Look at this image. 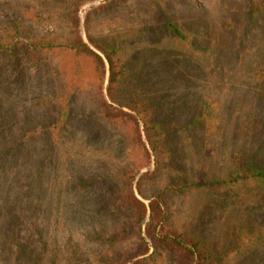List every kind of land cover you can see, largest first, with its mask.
Listing matches in <instances>:
<instances>
[{
    "label": "rangeland",
    "instance_id": "374dc122",
    "mask_svg": "<svg viewBox=\"0 0 264 264\" xmlns=\"http://www.w3.org/2000/svg\"><path fill=\"white\" fill-rule=\"evenodd\" d=\"M88 36L123 49L118 101ZM78 37L105 72L91 56L77 61ZM141 96L164 132L155 147L122 105ZM103 100L136 117L149 155L133 121L103 116ZM256 169L264 20L251 0H0V264H185L157 235L154 200L215 264H264V186H204ZM129 182L147 206L141 223Z\"/></svg>",
    "mask_w": 264,
    "mask_h": 264
},
{
    "label": "trees",
    "instance_id": "16d2710c",
    "mask_svg": "<svg viewBox=\"0 0 264 264\" xmlns=\"http://www.w3.org/2000/svg\"><path fill=\"white\" fill-rule=\"evenodd\" d=\"M79 3L75 5L70 15V26L79 34L80 18L78 16ZM251 9L253 13L258 14L264 20V1L251 0ZM168 31L175 37L186 39V33L178 27L175 23L169 22L167 25ZM89 41L98 49H100L106 56L110 64V82H109V95L113 101H118V86L120 85L121 77L123 75L122 65V47L118 44H105L100 39L93 36H88ZM73 51L77 61H80L82 57L91 56L95 59L98 67L102 72H105V62L102 56L85 43L80 37L69 45ZM136 105L122 104L123 106H129L135 110L137 114L141 116L145 123L146 135L153 147H155V140L153 136H157L160 140L164 135V132L158 122H155L153 117L155 115L154 108L147 98L141 96L137 97ZM103 116L110 121L119 119H129L134 122L137 129L136 139L142 145L146 153L149 155L145 144L142 141L139 131V123L136 117L123 109H116L111 104H108L106 100L101 103ZM239 181H253L264 186V169L256 170H243L235 175H232L226 180H210L205 183V187H223L230 183H236ZM126 195V201L132 206L137 205L140 208L138 215V221L141 223L145 215L147 214V206L144 202L139 200L132 189L131 182L128 183V190ZM151 220L156 222L160 226L161 231L160 239L163 238L165 243L172 248L173 251H181L184 256L185 264H215V257L210 251L207 244L199 237L186 238L183 232L178 231L176 228L171 227L167 221L165 212H161V207L158 200L151 201ZM162 215V216H161ZM159 219V220H158ZM153 236V234L151 235Z\"/></svg>",
    "mask_w": 264,
    "mask_h": 264
}]
</instances>
